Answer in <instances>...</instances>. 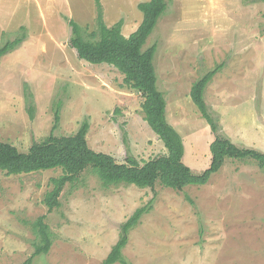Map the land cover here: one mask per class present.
<instances>
[{"label":"rangeland","instance_id":"rangeland-1","mask_svg":"<svg viewBox=\"0 0 264 264\" xmlns=\"http://www.w3.org/2000/svg\"><path fill=\"white\" fill-rule=\"evenodd\" d=\"M150 0H101L108 27L123 22L129 37ZM168 9L145 49L157 45L159 89L167 119L185 145L196 174L210 167L215 136L193 103V84L220 68L205 94L223 134L264 153V2L167 0ZM95 0H0V48L25 41L0 60V141L27 152L53 131L77 133L87 120L89 147L118 163L141 164L167 153L144 120L141 94L115 67L80 60L69 45L73 20L96 28ZM221 66V67H220ZM32 108L33 118L30 109ZM60 168L0 177V264H22L35 251L32 223L45 216L54 244L33 264H103L122 225L150 206L129 232V264H264V171L254 161L226 160L206 185L176 191L105 187L92 171L67 185L61 206L45 205ZM190 198L192 203L188 200ZM116 264H121L120 262Z\"/></svg>","mask_w":264,"mask_h":264},{"label":"trees","instance_id":"trees-1","mask_svg":"<svg viewBox=\"0 0 264 264\" xmlns=\"http://www.w3.org/2000/svg\"><path fill=\"white\" fill-rule=\"evenodd\" d=\"M254 1L264 2V0ZM95 4L97 7L96 28L90 31L70 20L72 34L69 45L77 52L80 60L93 65L113 66L124 75V83L141 94L144 100L142 104L144 120L163 142L167 153L144 164L133 156H128L125 163H118L113 156L96 152L89 147L87 135L90 123L87 120L74 135L56 136L54 131L60 120L58 108L56 124L50 136L41 142H35L27 152H21L15 146L0 141V177L3 173L8 176H18L62 169V176L51 179L53 189L44 199L45 205L52 211L61 206L60 197L64 188L67 185H78L81 176L89 170L101 179L105 187L128 185L153 191L157 184L176 191H183L189 186L206 185L211 177L222 169L228 159L254 161L264 171V153L232 142L223 134L220 120L210 111L205 94L218 73L219 67L196 81L190 93L193 103L215 136L210 144L212 156L210 167L196 174L184 163L183 138L168 122L166 96L159 89V78L155 66L158 46L144 48L168 9L167 0H150L139 4L138 8L143 13V21L129 37L124 36L122 32V21L108 27L104 20L101 0H95ZM23 36L6 42L0 48V60L15 51L25 41ZM30 113L33 118L32 108ZM188 200L192 203L190 198ZM149 207L137 209L122 225L121 237L103 264L118 262L129 264L123 257V250L128 244V234L148 213ZM44 220L45 216H42L32 223L38 241L34 243V253L22 264H33L37 257L50 252L54 238L49 225Z\"/></svg>","mask_w":264,"mask_h":264}]
</instances>
